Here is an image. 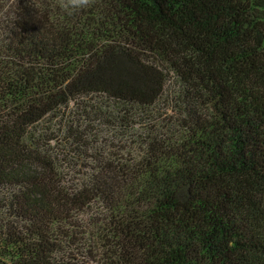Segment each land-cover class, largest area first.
Wrapping results in <instances>:
<instances>
[{
	"label": "trees",
	"instance_id": "trees-1",
	"mask_svg": "<svg viewBox=\"0 0 264 264\" xmlns=\"http://www.w3.org/2000/svg\"><path fill=\"white\" fill-rule=\"evenodd\" d=\"M66 2L0 0V264H264V0Z\"/></svg>",
	"mask_w": 264,
	"mask_h": 264
},
{
	"label": "rangeland",
	"instance_id": "rangeland-1",
	"mask_svg": "<svg viewBox=\"0 0 264 264\" xmlns=\"http://www.w3.org/2000/svg\"><path fill=\"white\" fill-rule=\"evenodd\" d=\"M110 107V106H109ZM76 107H70L69 110H75ZM109 110V109H108ZM78 110H76L77 112ZM114 113H116V109L113 110ZM138 118V116H135V119ZM60 121V119H59ZM64 120H62L63 122ZM49 127V128H48ZM62 127V123H58V122H53V123H49V122H44L42 124H40L38 126V129H42L46 132L47 135H51L52 139H50L49 142V146L50 148H52L53 153H51L52 155H55L56 157H58V163L61 162L62 166H65L63 169L66 170V165L64 160L61 161L60 159H62L64 153L66 150L69 149V147H67V145L65 144V142L63 141L65 139L64 135L62 133H60V131L58 129H60ZM47 128V129H45ZM135 131V135H133L131 138H121V142H117L114 141L112 142L113 144H117V145H125L126 147H132L133 149H136V145L132 144V139L136 138L138 134H140V132L142 131L138 125H135V128L133 130V132ZM125 139V140H124ZM61 149V150H59ZM64 149V150H63ZM62 151V152H61ZM136 151V150H135ZM59 155V156H58ZM64 157L69 158L70 156L68 155H64ZM75 170H81L83 169L80 165H77L76 167H74ZM69 171H67L68 173ZM69 176L73 175L72 172H69ZM68 176V177H69ZM72 177V176H71Z\"/></svg>",
	"mask_w": 264,
	"mask_h": 264
},
{
	"label": "clouds",
	"instance_id": "clouds-1",
	"mask_svg": "<svg viewBox=\"0 0 264 264\" xmlns=\"http://www.w3.org/2000/svg\"><path fill=\"white\" fill-rule=\"evenodd\" d=\"M89 0H67L66 3L62 5L68 11V14L71 15L73 12L87 7Z\"/></svg>",
	"mask_w": 264,
	"mask_h": 264
}]
</instances>
